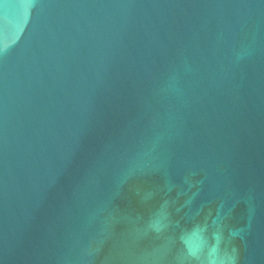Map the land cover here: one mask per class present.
Returning <instances> with one entry per match:
<instances>
[{
    "label": "water",
    "instance_id": "95a60500",
    "mask_svg": "<svg viewBox=\"0 0 264 264\" xmlns=\"http://www.w3.org/2000/svg\"><path fill=\"white\" fill-rule=\"evenodd\" d=\"M0 264H264V0H0Z\"/></svg>",
    "mask_w": 264,
    "mask_h": 264
}]
</instances>
